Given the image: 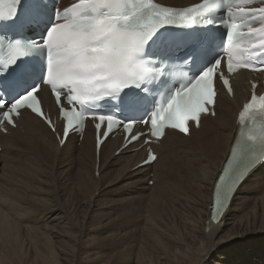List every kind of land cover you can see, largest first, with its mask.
Segmentation results:
<instances>
[{"label":"bare ground","instance_id":"obj_1","mask_svg":"<svg viewBox=\"0 0 264 264\" xmlns=\"http://www.w3.org/2000/svg\"><path fill=\"white\" fill-rule=\"evenodd\" d=\"M245 88L238 84L233 100L222 96L217 118L204 119L189 138L167 133L156 163L140 169L139 145L114 157L122 142L107 141L97 169L91 129L80 145L71 137L60 149L40 120L23 115L17 130L0 134V264H26L23 235L37 228L79 246L37 234L42 241L29 247L42 264H62L65 254L72 264H104L105 252L121 264H264V167L241 185L219 224L210 220ZM43 97L51 106L46 91Z\"/></svg>","mask_w":264,"mask_h":264},{"label":"snow or ice","instance_id":"obj_2","mask_svg":"<svg viewBox=\"0 0 264 264\" xmlns=\"http://www.w3.org/2000/svg\"><path fill=\"white\" fill-rule=\"evenodd\" d=\"M11 3L20 5L21 0ZM224 5L225 0H203L183 12H174L153 8L148 0H76L62 11L50 13L44 0H25L21 12L5 14L0 10V29L11 34L10 40L5 39L7 47L15 53L7 61H0V124L7 121L15 127L13 117L28 109L55 131L38 98L47 85L55 96L59 117L65 122V139L87 117H91L96 130L106 127L100 133L104 137L114 128L123 127L129 140H137L140 135L133 132L136 123L148 126L150 134L157 139L162 138L166 128L187 134V122L194 121L198 126L199 115L207 112L206 105L214 103V76L222 81L229 94L232 88L221 68L225 57L217 52L215 37L210 33L170 32L168 29L176 26L175 17L193 18L196 13L204 15L211 25L215 21L209 17L219 7L233 20L229 25L230 46L234 39L243 38L242 29L247 28L248 37L260 34L254 41L256 51L264 49V26L251 27L258 19H264V7ZM40 29H43L40 41L31 39V34ZM38 55L45 57L43 68L36 60ZM250 66L248 62L234 63L231 52L228 53V73ZM172 68L181 74L190 73V78L179 87L165 84V94L158 102L155 97L150 98L152 90L147 85L156 79L157 72L165 75L168 73L164 70ZM255 88L254 84L251 98L240 113L242 124L255 113H264V95L258 96ZM102 94L116 100L115 107L132 114L131 118L124 122L115 114H98L96 105L103 99ZM231 156L232 175L223 192L216 186L212 219L222 215L233 189L247 172L264 163V130L242 131ZM149 159L156 157L150 152Z\"/></svg>","mask_w":264,"mask_h":264},{"label":"rangeland","instance_id":"obj_3","mask_svg":"<svg viewBox=\"0 0 264 264\" xmlns=\"http://www.w3.org/2000/svg\"><path fill=\"white\" fill-rule=\"evenodd\" d=\"M2 167V165L0 166ZM60 170V168L58 167H54L53 171H54V175H56L57 171ZM153 187V186H151ZM94 204V203H92ZM78 219H81V216L78 217ZM71 229L68 231V228H65L62 233L64 232H71ZM40 230V231H38ZM78 233H79V229H77ZM37 234L43 235L49 240V242H54L56 245L58 246H63V247H67L69 246L72 250L78 248V244H76L75 242H72V240L70 238H64L62 236H59V234H61L59 231L58 232H54V231H49L47 233V230H45L44 228H37L36 231L34 232H30V231H26V233L23 235V243H25V249L23 252V256L26 259V264H42V263H36L34 262L36 260V253L35 252H31L30 251V247L29 245H31L32 243H34V248H36V241H42L41 239L37 238ZM77 236V234L75 235ZM37 252V251H36ZM14 254V251H13ZM101 255H103L104 259H105V263L104 264H121L114 256L113 254L110 253H100ZM67 254L60 256V259H62L61 263L62 264H72V262L67 259ZM18 259V257H17ZM19 260V259H18Z\"/></svg>","mask_w":264,"mask_h":264}]
</instances>
